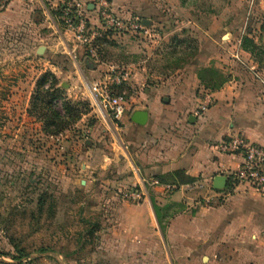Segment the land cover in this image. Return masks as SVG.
I'll list each match as a JSON object with an SVG mask.
<instances>
[{
	"label": "crops",
	"instance_id": "1",
	"mask_svg": "<svg viewBox=\"0 0 264 264\" xmlns=\"http://www.w3.org/2000/svg\"><path fill=\"white\" fill-rule=\"evenodd\" d=\"M64 1L10 0L0 12V27H11L21 17L29 19L38 7L49 36L58 34L55 47H60L66 62L55 65L60 67L57 73L53 71L59 86L66 85L61 88L63 98L87 108L70 130L55 137L61 149L70 147L71 155L66 166H58L55 182L49 180L56 185L57 200L74 199L77 221L57 226L51 233L53 243L62 244L60 250L24 260L39 257V264L46 260L59 264H171L177 260L264 264V194L236 183L232 191H226L243 156L217 149L237 134L264 147V88L244 69L257 67L251 54L238 47L241 36L253 42L264 40V0H246L254 6L250 14L225 11L240 0H109L119 18L149 30L147 38L152 42L167 35L195 39L190 60L163 77L140 64L119 66L98 58L92 65L84 62L82 50L71 44L72 32L66 29L62 34L46 6ZM78 1L86 7L88 24L99 28L94 0ZM177 15H184L181 26L170 25L171 17ZM179 29L181 33L176 34ZM108 46L96 49V55ZM111 67L126 73L125 82L116 88L127 103L119 128L92 107L86 88L88 82L106 81ZM216 76L221 80L214 86ZM206 95L210 102L200 113ZM135 111L147 113L145 123L131 121ZM76 163L79 166L74 168ZM217 176L225 178L222 190L213 189ZM198 183L211 188L213 205L201 206L196 200L195 195L206 191L195 190ZM165 186L177 189L166 191ZM132 191L142 197L129 199ZM215 198L221 200L215 203ZM175 207L178 212L166 215ZM57 208H52L54 213Z\"/></svg>",
	"mask_w": 264,
	"mask_h": 264
},
{
	"label": "rangeland",
	"instance_id": "2",
	"mask_svg": "<svg viewBox=\"0 0 264 264\" xmlns=\"http://www.w3.org/2000/svg\"><path fill=\"white\" fill-rule=\"evenodd\" d=\"M9 1L6 0L0 12L6 8ZM66 1L46 5L62 34L67 29L62 15L63 7H61ZM245 2L246 0H240L234 5L231 3L224 9L228 13L233 10L234 13L250 14L254 6L247 5ZM254 14L258 16L261 13ZM171 18L176 24L170 22V25L181 26L184 15ZM45 25L43 16L39 13L38 7H35L29 19L21 17L11 27L5 25L0 27V264H17L12 260L16 249L21 250L28 257L38 256L43 254L41 253L43 251L49 253L60 250L62 244L53 243L51 233L55 232L57 226H69L77 221L73 214L76 209L71 201L74 199L67 196L59 197L57 200L56 185L49 181H54V177L59 173L57 171L59 165L66 166L64 162L71 155V149L70 147L61 149V144L55 143V137L58 135H46L42 131V123L28 114L31 110L36 83L47 73L53 74V71L57 73L60 67L55 65L66 64L61 58L60 47H55L58 34L49 36V30L45 28ZM88 27L92 31L99 30L98 27H92L90 24ZM156 30L159 29L156 28ZM181 30L179 29L176 34H180ZM148 36L139 30L130 29L124 33H105L99 39L104 38L110 46L105 47L106 49L102 48L100 54L97 53V58L119 66H126L129 63L140 64L152 75L163 77L168 73L173 74L177 68H182L193 55L191 52L195 44L193 37L179 36L172 39L173 35H167L157 39L155 43V41L152 42L153 39L149 40ZM64 38L66 39L67 36ZM260 38L253 42L250 49H253L251 56L257 64L254 70L263 78L264 40ZM99 39H96L94 43L96 44ZM71 44L76 45V42ZM41 47L45 50L38 55L37 50ZM101 47L102 45H95V49ZM86 57L89 59L88 62H92L82 52L81 59L86 60ZM244 69L249 72L246 67ZM80 72L82 73L81 70ZM254 79L259 82L256 78ZM213 80L215 86L221 78L216 76ZM57 109L61 110L59 104ZM89 121L94 120L90 118ZM78 166L79 164L76 163L74 168ZM205 194L200 193L194 196L201 206H205L202 201ZM214 200L217 203L221 198ZM213 204L211 200L208 206ZM55 207H58L56 213L52 210ZM176 212H178L177 207L166 215L170 217ZM45 226L50 228L41 230ZM45 231L47 232L44 233ZM38 259L39 257L29 261L22 259L20 262L21 264H39ZM42 264L59 263L46 260ZM64 264L88 263L67 261ZM160 264L166 263L162 261ZM171 264H184V262L177 260L172 261Z\"/></svg>",
	"mask_w": 264,
	"mask_h": 264
},
{
	"label": "built area",
	"instance_id": "3",
	"mask_svg": "<svg viewBox=\"0 0 264 264\" xmlns=\"http://www.w3.org/2000/svg\"><path fill=\"white\" fill-rule=\"evenodd\" d=\"M6 0H0V8H3ZM93 8L96 17L100 23L98 31H92L87 24L86 7L78 0H67L63 4V19L66 21L67 29L72 32L73 39L82 52L88 56L92 62L97 59L94 42L105 33H124L128 29L139 30L144 35H149L146 28L140 23L122 20L112 10L109 0H94ZM240 42L238 43V47ZM239 60L238 55L233 56ZM251 75L259 80L264 88V80L252 68H247ZM106 81L88 82L86 85L87 92L92 102V107L99 115L112 124L115 128H119L126 113L127 103L117 94L116 88L121 86L126 79V73L120 68L111 67L109 69ZM209 96H204L199 106V112H205L209 105ZM217 149L225 155L241 154L243 161L241 166L232 175L233 180L238 186L251 189L258 193L264 194V147L248 142L243 136L237 134L229 137V139L221 142ZM166 191H174L176 186H165ZM194 189L204 191L206 194L202 197L205 206L210 204L212 197L209 186L202 183L194 185ZM127 197L131 200L138 201L142 195L137 191L130 192Z\"/></svg>",
	"mask_w": 264,
	"mask_h": 264
},
{
	"label": "trees",
	"instance_id": "4",
	"mask_svg": "<svg viewBox=\"0 0 264 264\" xmlns=\"http://www.w3.org/2000/svg\"><path fill=\"white\" fill-rule=\"evenodd\" d=\"M57 14L59 15V13H56V15ZM105 43L107 42L104 38L96 41L98 46ZM96 44L94 43V46ZM252 45L253 41L250 38L242 37L240 39V48L249 52L251 55L253 54V49H250ZM88 61L89 59L86 57L84 62L88 65H92V62ZM63 94L64 91L59 86L55 76L51 73L43 75L35 85L31 110L28 111V114L29 116L36 117L42 123V131L46 135L57 136L70 130L86 111L84 103H73L70 100L64 99ZM58 102H60L61 110L57 109ZM234 184L235 181L233 179L232 181L230 180L225 190L228 192L232 191ZM45 252L46 251H43L41 253ZM26 258H28L27 254L17 249L15 255L12 256V260L17 262V264H21L20 261Z\"/></svg>",
	"mask_w": 264,
	"mask_h": 264
},
{
	"label": "water",
	"instance_id": "5",
	"mask_svg": "<svg viewBox=\"0 0 264 264\" xmlns=\"http://www.w3.org/2000/svg\"><path fill=\"white\" fill-rule=\"evenodd\" d=\"M44 48H39L37 50V54L41 55L44 52ZM65 84H61V88H66ZM147 118V113L144 111H135L133 112V114L131 115V121L137 124H143L145 123V120ZM212 186L214 190H222L225 186V178H223L222 176H217L213 179L212 182Z\"/></svg>",
	"mask_w": 264,
	"mask_h": 264
}]
</instances>
